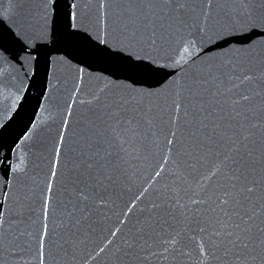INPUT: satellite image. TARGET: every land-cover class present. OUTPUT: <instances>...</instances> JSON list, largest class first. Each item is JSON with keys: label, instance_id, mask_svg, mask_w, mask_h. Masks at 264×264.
Wrapping results in <instances>:
<instances>
[{"label": "water", "instance_id": "95a60500", "mask_svg": "<svg viewBox=\"0 0 264 264\" xmlns=\"http://www.w3.org/2000/svg\"><path fill=\"white\" fill-rule=\"evenodd\" d=\"M0 264H264V0H0Z\"/></svg>", "mask_w": 264, "mask_h": 264}]
</instances>
